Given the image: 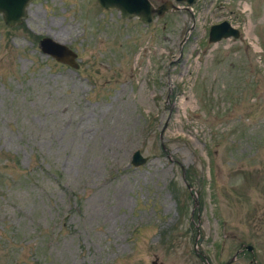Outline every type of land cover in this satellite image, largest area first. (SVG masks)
<instances>
[{
    "label": "rangeland",
    "instance_id": "1",
    "mask_svg": "<svg viewBox=\"0 0 264 264\" xmlns=\"http://www.w3.org/2000/svg\"><path fill=\"white\" fill-rule=\"evenodd\" d=\"M171 1L0 15V264H264V0Z\"/></svg>",
    "mask_w": 264,
    "mask_h": 264
},
{
    "label": "water",
    "instance_id": "2",
    "mask_svg": "<svg viewBox=\"0 0 264 264\" xmlns=\"http://www.w3.org/2000/svg\"><path fill=\"white\" fill-rule=\"evenodd\" d=\"M31 0H0V15L2 21L8 26H15L21 23L27 13V5ZM101 8H114L123 18L135 16L143 23L149 22L154 15H159L166 10H174L178 6L171 0H161L158 4L153 5L149 0H95ZM180 1V0H175ZM189 3L191 0H185ZM239 30L231 25L227 20L211 23L207 30V40L214 42L225 37H237ZM38 46L42 52L50 55L55 60L65 63L68 66L76 67V53L66 44L59 42L52 37L42 36L38 40ZM145 160V157L140 154L138 149L131 152L130 162L133 165H138ZM196 204L194 200L193 207ZM243 247L252 255L254 260L252 246L249 243H244ZM227 259L224 264L229 263L235 257ZM257 263V262H256Z\"/></svg>",
    "mask_w": 264,
    "mask_h": 264
},
{
    "label": "flooded vegetation",
    "instance_id": "3",
    "mask_svg": "<svg viewBox=\"0 0 264 264\" xmlns=\"http://www.w3.org/2000/svg\"><path fill=\"white\" fill-rule=\"evenodd\" d=\"M185 1V0H184ZM186 2V1H185ZM187 3V2H186ZM154 5H156V4H154ZM75 58H76V56H75ZM76 65H77V63H76ZM243 244L244 243H241L240 245V247L238 248V249H236L235 251H234V253H236V254H238V253H242V252H244V250H246L244 247H243ZM252 251H253V249H252ZM236 254H235V257H236ZM254 256V255H253ZM234 257V258H235ZM254 260L256 261V259L254 258ZM249 262H251V263H253V264H259L258 263V261H256V262H253V260H252V255L250 254V258H249ZM222 264H224V262L222 263Z\"/></svg>",
    "mask_w": 264,
    "mask_h": 264
}]
</instances>
